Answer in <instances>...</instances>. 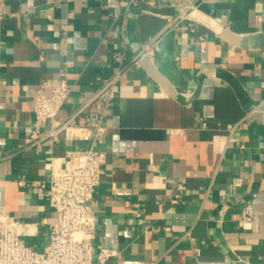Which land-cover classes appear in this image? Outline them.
<instances>
[{
	"label": "crops",
	"instance_id": "1",
	"mask_svg": "<svg viewBox=\"0 0 264 264\" xmlns=\"http://www.w3.org/2000/svg\"><path fill=\"white\" fill-rule=\"evenodd\" d=\"M186 7L197 11L179 20ZM62 78L64 104L31 137L38 86ZM89 108L105 129L94 253L264 264V0H0V206L32 225L22 240L33 251L54 219L49 161L89 148L78 130ZM246 205L249 230L238 224Z\"/></svg>",
	"mask_w": 264,
	"mask_h": 264
},
{
	"label": "built area",
	"instance_id": "2",
	"mask_svg": "<svg viewBox=\"0 0 264 264\" xmlns=\"http://www.w3.org/2000/svg\"><path fill=\"white\" fill-rule=\"evenodd\" d=\"M196 11V7H186L179 15V20H191V15ZM168 22L172 20L168 19ZM156 49L157 42L143 45L140 52L131 59V65L137 67L141 59L152 57ZM113 60L119 62V55L114 54ZM123 74L122 69H117L106 86H112ZM107 93L108 89H103L97 96L104 97ZM67 94L64 78L56 82L40 83L32 99L35 129L31 137L38 136L37 129L42 123L54 120ZM102 117L98 109L85 110L84 125L78 130L91 132L89 148L70 153L62 160L49 161L47 199L53 209L54 219L49 227L47 243L41 252L33 251L22 240L34 235L32 225L16 221L0 206V264H115L114 251L99 248L94 253L92 244L95 216L91 202L104 163V153L96 148L97 140L105 134ZM231 128L228 127L229 130ZM252 222V206L246 205L241 211L238 224L241 229L249 230Z\"/></svg>",
	"mask_w": 264,
	"mask_h": 264
}]
</instances>
